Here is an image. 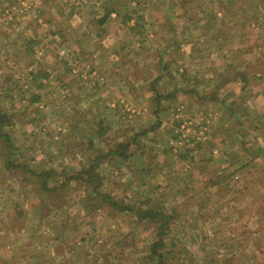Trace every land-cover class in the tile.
I'll return each instance as SVG.
<instances>
[{"label": "rangeland", "instance_id": "rangeland-1", "mask_svg": "<svg viewBox=\"0 0 264 264\" xmlns=\"http://www.w3.org/2000/svg\"><path fill=\"white\" fill-rule=\"evenodd\" d=\"M199 3L201 9L227 8L224 12L231 20L227 17V23L235 26L226 30L227 45L257 56L258 65L253 69L258 75L255 79L248 76L256 86L264 84V26L240 30L236 25L241 19L247 26L252 21L264 25V0ZM12 11L19 18L30 17L17 4L6 12ZM194 16L196 20L216 21L217 15L195 12ZM214 28L222 25L217 23ZM211 29L196 25L195 34L202 30L213 33ZM236 31L240 32L237 37L232 35ZM251 41L258 44V52L251 49ZM245 98L244 93L229 97L225 93L223 97L235 115L240 112L243 124L247 125L251 117L264 125V111L259 119L254 117L253 110L243 107ZM5 108L12 111V106ZM127 111L124 115L130 117L123 120L118 109V119L100 128L101 138L96 136L100 158L91 167L82 166L84 154L75 149L80 144L76 140L62 151L57 142L42 144L45 135L41 132H60L59 121L53 122L54 116L48 114L57 119L58 110L46 111L48 125L32 127L24 123V131H16L17 138L0 143L5 151L11 150L12 156L17 155L26 145L23 137L36 132L37 138L27 147L36 149L35 162L28 164L32 169L44 170L43 174L47 171L48 176L29 182L21 193L18 187L12 192L18 204L24 200L25 211L27 193L34 200L44 196L49 201L47 205L35 201L37 211L23 218L27 225L24 232H15L16 221L2 219L0 213V264H264V152L257 158L258 148H264V128L260 127V139L253 142L251 137L247 143L233 140L231 133L236 129L232 126L236 124L227 112V118H222L224 145L214 146L206 143L208 124L203 122L202 110L175 109L176 124L170 122L163 129L158 124V113L152 114L150 108L136 121L132 118L135 113ZM162 117L169 115L163 113ZM85 144L89 145L88 141ZM215 149L220 152L211 162L209 154L215 156ZM207 150L208 157L203 154ZM109 151H118L122 157L115 154L102 158ZM39 155L46 157L36 160ZM25 160L12 157L11 164L22 165ZM207 166L206 174L197 169ZM85 167L90 172L80 171ZM7 177L2 170V186ZM1 185L0 204L9 190L4 187L6 191L2 192ZM46 211H50L48 216Z\"/></svg>", "mask_w": 264, "mask_h": 264}, {"label": "crops", "instance_id": "crops-1", "mask_svg": "<svg viewBox=\"0 0 264 264\" xmlns=\"http://www.w3.org/2000/svg\"><path fill=\"white\" fill-rule=\"evenodd\" d=\"M201 1L0 0V143L17 138L16 131L23 132L25 124L48 125L50 119L45 113L49 109L58 110L57 119L48 114L54 116L53 122L59 121L60 132L57 135L41 132L46 137H42L45 140L42 144L57 142L62 151L76 140L80 144L75 149L84 154L82 166L89 164V167L100 158L96 136L100 139V128L118 119V109L123 120L130 117L124 115L125 111L132 110L136 114L132 118L136 121L150 108L152 114L158 113L161 129L168 128L170 122L176 124L175 109L202 110L203 122L208 124L206 143L214 146L224 145L222 118H227L229 112V119L236 124L232 126L236 129L231 133L233 140L239 138L247 143L250 137L252 142L260 139L258 132L264 125L251 117L247 118V125L243 124L240 112L235 115V110L226 106L223 99L225 93L228 97L244 93L243 107L253 110L256 118L261 115L264 84L256 86L248 76L255 79L258 75L253 69L258 65V58L250 52L244 54L236 45H227L226 30L235 27L227 20V17L230 20L224 12L227 8L213 10L206 5L208 7L201 9ZM12 4L30 15L28 20L19 18L15 11L8 14L6 11ZM195 12L208 13V16L216 14V21L196 20ZM236 22L240 30L264 26L253 21L247 26L242 19ZM217 23L222 28L211 29ZM196 25L211 29L213 33L202 30L195 34ZM239 33L236 31L232 35L237 37ZM233 38L231 36V40ZM253 41L250 47L258 52V44ZM7 105L12 106V111L6 110ZM163 113L169 115L165 118L169 121L162 117ZM160 132L163 134V130ZM23 138L26 145L20 149L21 154L12 156L11 150L8 152L4 146L0 147V174L3 170L9 176L3 186L0 184L2 192L6 191L4 187L11 192L18 187L21 193L20 189L30 186L29 182L42 178L44 170L32 169L28 164L35 162L36 149L27 147L37 134L31 132ZM85 138L87 140L81 142ZM218 151L212 150L215 156L209 154L211 162ZM208 152L203 154L208 157ZM263 152L264 148H258L257 158ZM111 155L115 154L109 151L102 158ZM12 157L21 162L24 158L30 161L25 160L26 166L18 162L13 166ZM45 157L39 155L36 160ZM88 168L80 171L90 172ZM197 169L202 174L209 173L208 166ZM9 190L6 191L8 198L0 204L2 219L16 221L15 232L27 231L23 221L25 214L29 216L37 211L39 205L34 207L35 201L46 205L49 201L44 196L34 200L27 193L26 197L24 195L28 206L25 211L24 200V204H18ZM64 209L66 213V206ZM49 213L46 211L47 216ZM19 221L22 224H18Z\"/></svg>", "mask_w": 264, "mask_h": 264}, {"label": "trees", "instance_id": "trees-1", "mask_svg": "<svg viewBox=\"0 0 264 264\" xmlns=\"http://www.w3.org/2000/svg\"><path fill=\"white\" fill-rule=\"evenodd\" d=\"M1 120H4V118H1ZM7 141H9V140H7ZM112 153H113V154H117L118 156L122 157V153H119L118 151H115V152H112ZM44 176H48V174L44 173V174H42V176H40V177H44ZM150 214H151V213H150ZM163 234H164V233H163ZM159 264H163V262L160 261Z\"/></svg>", "mask_w": 264, "mask_h": 264}]
</instances>
